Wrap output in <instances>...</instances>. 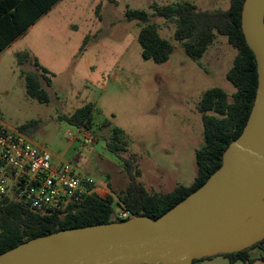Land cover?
<instances>
[{"label":"rangeland","instance_id":"1","mask_svg":"<svg viewBox=\"0 0 264 264\" xmlns=\"http://www.w3.org/2000/svg\"><path fill=\"white\" fill-rule=\"evenodd\" d=\"M181 1L192 2L200 10L230 6V0H61L0 51L1 121L18 130L35 122L25 134L51 153L52 163L68 164L76 174L90 176L116 202L130 182L123 158L136 157L139 180L151 192L166 193L177 185L192 184L198 171L196 151L205 144L198 105L212 87L234 92L226 74L236 50L225 36L217 35L195 60L174 38L175 24L152 16L151 22L172 43L173 52L165 63L146 60L138 41L141 26L125 15L128 9L151 12L153 3ZM25 51L50 71V84L43 81L51 96L48 103L27 94L22 71L34 67L32 62L19 64L17 57ZM89 103L94 106L91 130L67 121ZM115 128L127 143L120 155L106 144L105 137ZM115 209L121 211L117 204ZM249 253L254 264H264V248ZM198 264L231 262L217 254Z\"/></svg>","mask_w":264,"mask_h":264},{"label":"trees","instance_id":"2","mask_svg":"<svg viewBox=\"0 0 264 264\" xmlns=\"http://www.w3.org/2000/svg\"><path fill=\"white\" fill-rule=\"evenodd\" d=\"M61 0H0V51L6 49L16 39L24 35L43 15L47 14ZM245 0H230L228 9L214 11L200 10L189 1L160 5L153 3L151 12L145 9H128V20H136L141 28L138 41L142 57L156 63L169 60L173 45L163 37L158 26L151 22L152 16H159L175 24L174 38L193 59L201 58L217 35H223L236 50L226 78L235 88L232 94L220 86H215L201 97L198 110L203 122L205 144L196 151L197 176L190 185H177L172 191L151 192L139 180L141 170L136 157L123 158L130 176L128 186L115 196L110 192H92L80 200L69 203L62 209L40 213L26 204L0 197V254L32 238L66 228L122 221L115 209L126 210L131 216L147 215L158 218L179 201L197 190L222 164L223 153L228 145L242 133L251 113L258 87L257 61L248 46L242 30V9ZM100 5L97 6L99 14ZM84 41L82 49L87 43ZM19 64L32 62L34 70L22 71L27 94L41 102L48 103L51 96L43 81L50 84V71L42 66L29 51L17 54ZM94 106L86 104L78 108L67 121L79 128H93ZM31 121L19 130L26 133L34 128ZM104 124L103 127H106ZM106 138L110 151L120 155L126 150L122 131L115 128ZM130 216V217H131ZM129 217V218H130ZM128 219V218H127ZM264 248V239L238 252L222 254L231 264L243 262L254 264L249 251ZM212 257V256H211ZM210 258V257H205ZM195 259L192 264L201 260Z\"/></svg>","mask_w":264,"mask_h":264},{"label":"water","instance_id":"3","mask_svg":"<svg viewBox=\"0 0 264 264\" xmlns=\"http://www.w3.org/2000/svg\"><path fill=\"white\" fill-rule=\"evenodd\" d=\"M242 30L257 61L247 123L221 166L158 218L61 229L0 254V264H192L264 239V0H245Z\"/></svg>","mask_w":264,"mask_h":264},{"label":"built area","instance_id":"4","mask_svg":"<svg viewBox=\"0 0 264 264\" xmlns=\"http://www.w3.org/2000/svg\"><path fill=\"white\" fill-rule=\"evenodd\" d=\"M92 192L104 191L93 178L76 174L70 165L52 163L48 150L36 145L24 132L8 128L0 119V197L46 213ZM118 216L127 219L131 213L121 210Z\"/></svg>","mask_w":264,"mask_h":264},{"label":"crops","instance_id":"5","mask_svg":"<svg viewBox=\"0 0 264 264\" xmlns=\"http://www.w3.org/2000/svg\"><path fill=\"white\" fill-rule=\"evenodd\" d=\"M106 192H110V191H106Z\"/></svg>","mask_w":264,"mask_h":264}]
</instances>
